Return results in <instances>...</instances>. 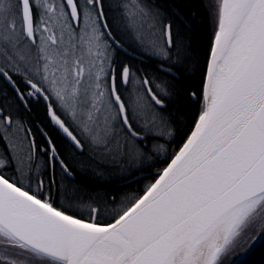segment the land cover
Returning a JSON list of instances; mask_svg holds the SVG:
<instances>
[{"label": "snow or ice", "instance_id": "snow-or-ice-1", "mask_svg": "<svg viewBox=\"0 0 264 264\" xmlns=\"http://www.w3.org/2000/svg\"><path fill=\"white\" fill-rule=\"evenodd\" d=\"M258 247L264 0H0V264Z\"/></svg>", "mask_w": 264, "mask_h": 264}, {"label": "trees", "instance_id": "trees-1", "mask_svg": "<svg viewBox=\"0 0 264 264\" xmlns=\"http://www.w3.org/2000/svg\"><path fill=\"white\" fill-rule=\"evenodd\" d=\"M248 259L250 264H264V249L258 247Z\"/></svg>", "mask_w": 264, "mask_h": 264}]
</instances>
